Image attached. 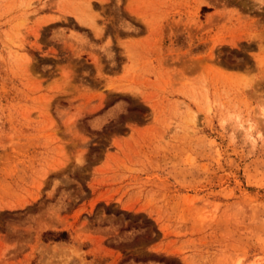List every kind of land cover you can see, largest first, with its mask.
Here are the masks:
<instances>
[{"label":"rangeland","instance_id":"1","mask_svg":"<svg viewBox=\"0 0 264 264\" xmlns=\"http://www.w3.org/2000/svg\"><path fill=\"white\" fill-rule=\"evenodd\" d=\"M0 264H264V0H0Z\"/></svg>","mask_w":264,"mask_h":264}]
</instances>
